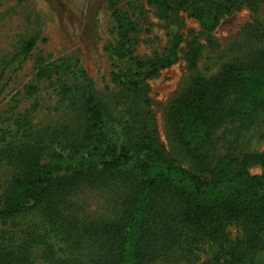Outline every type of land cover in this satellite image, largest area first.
<instances>
[{
	"label": "trees",
	"instance_id": "trees-1",
	"mask_svg": "<svg viewBox=\"0 0 264 264\" xmlns=\"http://www.w3.org/2000/svg\"><path fill=\"white\" fill-rule=\"evenodd\" d=\"M151 1L171 21L169 55H138L139 23L121 7L112 11L118 30L111 46L114 78L122 92L145 104L149 79L174 63L185 39L182 8L191 3V14L212 31L235 6L234 0ZM258 30L264 39V24ZM35 44L27 41L25 52ZM59 69L45 59L38 75ZM71 73L81 88L65 83L60 94L79 106L83 128L63 123L31 140L29 126L20 132H27L21 143L7 141L22 170L0 192V264H192L204 242L217 248L209 264H264L253 259L264 249V151L221 156L216 164L204 151L227 122L250 127L264 114V48L249 62L228 64L220 77H196L174 103L172 127L200 173L171 158L150 110L143 116L137 104L125 103L126 117L113 124L115 112L86 83L85 70L64 69ZM253 164L263 170L253 173ZM113 185L126 193L119 218L88 220L67 212V200L79 189ZM29 213L40 217L20 224ZM232 225L242 237L230 240Z\"/></svg>",
	"mask_w": 264,
	"mask_h": 264
},
{
	"label": "rangeland",
	"instance_id": "rangeland-1",
	"mask_svg": "<svg viewBox=\"0 0 264 264\" xmlns=\"http://www.w3.org/2000/svg\"><path fill=\"white\" fill-rule=\"evenodd\" d=\"M234 2L233 10L224 15L221 24L212 31L205 30L200 20L191 14V3L182 8L181 31L185 39L174 63L149 79L150 102L145 104L135 101L126 90L122 92V86L114 78L117 67L111 46L117 41L118 30L112 11L116 6L121 7L139 23L138 55L143 58L169 55L173 50L171 21L159 16L157 5L151 0H0V192H4L12 177L22 170L17 156H10L18 153L8 151L7 141L21 143L27 132H20L29 126L31 140L63 123L79 130L83 128L79 106L63 100L60 94L65 83L81 88L73 73L63 74L64 69L71 67L85 70L86 83H90L115 112L113 116L110 114L113 124L126 117V104H137L143 116L150 110L159 142L171 158L192 172L200 173L192 155L176 136L170 116L174 103L193 85L196 77H220L228 64L249 62L264 48V39L258 30V26L264 24V0ZM33 38L35 47L26 53L25 43ZM193 53L197 56L196 63L190 60ZM45 59L60 69L42 78L38 75L39 66ZM31 84L37 87L32 88ZM204 151L213 164L221 156L264 151V114L250 127L227 122L217 132L214 143ZM262 170L260 164L251 166L253 173ZM125 196L120 185L85 186L67 200V212L88 220L117 219L122 213L121 198ZM39 217L29 213L19 223ZM242 236L238 226H230V240ZM200 247V256L192 264H209L217 248L208 242ZM253 259L257 263L264 262V249L257 251Z\"/></svg>",
	"mask_w": 264,
	"mask_h": 264
}]
</instances>
